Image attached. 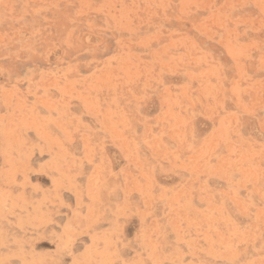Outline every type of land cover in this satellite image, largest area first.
Returning a JSON list of instances; mask_svg holds the SVG:
<instances>
[{
	"label": "rangeland",
	"instance_id": "1",
	"mask_svg": "<svg viewBox=\"0 0 264 264\" xmlns=\"http://www.w3.org/2000/svg\"><path fill=\"white\" fill-rule=\"evenodd\" d=\"M0 264H264V0H0Z\"/></svg>",
	"mask_w": 264,
	"mask_h": 264
}]
</instances>
